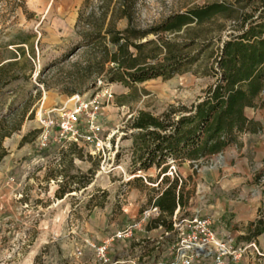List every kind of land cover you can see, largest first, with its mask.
Segmentation results:
<instances>
[{"label":"rangeland","instance_id":"1","mask_svg":"<svg viewBox=\"0 0 264 264\" xmlns=\"http://www.w3.org/2000/svg\"><path fill=\"white\" fill-rule=\"evenodd\" d=\"M99 1L91 0V6L97 7ZM205 2L140 0L137 24L148 28L172 13ZM84 5L85 0H27L28 14L18 12V24L11 33L3 31L0 24V63L13 57L15 47L8 44L18 30L36 36L34 59L26 48L32 64L21 60L0 72V120L22 114L26 102L30 110L22 130L4 142L9 154L0 164V264H93L97 249L135 224L167 186H158L157 168L133 173L137 165L132 118L140 111L159 116L172 106H191L214 82L186 73L168 81L151 80L134 89L111 84L108 89L114 99L110 105L105 103L104 127L115 134L113 144L119 146L116 158L103 164L78 146L75 153L74 145L62 146L56 142V129L46 132L43 127L45 114L73 108L74 96L91 98L102 95L105 88L101 79L96 85L93 79L83 82L82 74L73 67L87 58L76 29ZM0 7V15H6L4 6ZM126 26V20L118 24L121 30ZM247 113L264 127V111L251 109ZM26 135L28 142L21 146ZM241 138V147L202 160L195 168L190 162L171 166L178 175L187 177V190L194 193V203L203 209L201 216L211 219L219 237L233 235L239 249L256 243L259 252L254 247L248 249L237 264H264V234L253 241L242 239L264 212V131ZM88 179H92L91 184L82 188ZM61 188L66 189L62 199L58 196ZM185 210V216L192 213L189 207ZM162 236L163 230L150 233L143 226L134 240L115 242L112 256L124 259L123 253L141 264H166L171 255L169 244L175 237L158 249L154 241Z\"/></svg>","mask_w":264,"mask_h":264},{"label":"trees","instance_id":"2","mask_svg":"<svg viewBox=\"0 0 264 264\" xmlns=\"http://www.w3.org/2000/svg\"><path fill=\"white\" fill-rule=\"evenodd\" d=\"M139 1L100 0L92 7L91 0H85L76 29L87 58L73 67L80 71L83 82L93 79L96 85L101 79L105 88L121 84L134 89L138 84L159 78L168 81L186 73L214 81L206 95L191 106H172L159 116L140 111L131 120L137 165L133 173L157 168L158 186L167 185L153 201L152 207H158L161 215L148 229L170 232L176 210L190 207L194 197L186 181L180 184L179 178H169L171 164L190 162L195 168L200 161L239 145L243 135L264 131L263 124L247 113L264 111V0H206L148 28L137 24ZM0 4L6 10V15H0V24L11 33L18 24V12L28 14L27 0H0ZM123 20L127 26L121 30L118 24ZM13 36L8 45L15 47V53L9 62L0 63V72L21 60L31 65L26 48L34 59L36 36L22 30ZM29 111L26 102L22 114L0 120V164L9 154L5 140L22 130ZM28 138L23 137L21 146ZM72 151L75 153L76 146ZM149 181L153 183L152 178ZM91 182L88 179L82 188ZM60 190L62 199L66 189ZM263 234L264 212L242 239L253 241Z\"/></svg>","mask_w":264,"mask_h":264},{"label":"built area","instance_id":"3","mask_svg":"<svg viewBox=\"0 0 264 264\" xmlns=\"http://www.w3.org/2000/svg\"><path fill=\"white\" fill-rule=\"evenodd\" d=\"M113 99L114 95L108 88L103 89L102 95L91 98L76 95L72 99L73 108L47 112L42 119L43 127L46 132L56 129V142L62 146H78L91 157L103 160L104 164L107 159H115L119 149L118 144H113L115 134L104 127L105 103L110 105ZM44 141V144L48 141L47 135ZM107 167H111L109 162ZM175 174L182 184L184 178L176 173L172 165L168 176L174 178ZM184 211L179 207L172 220L173 230H163L160 241H154L159 249L165 246V240L169 242L172 236L175 237L173 244L168 243L171 255L166 264H237L248 249L254 247L258 251L256 243H249L242 249L235 247L236 238L231 234L219 237L211 219L201 216L200 212L185 216ZM160 215V209L152 207L135 224L108 238L97 249V259L93 264H141L138 259L129 256L124 259L113 257L112 248L115 242L134 240L137 231H141L143 226L148 227ZM78 255H82V252L79 251Z\"/></svg>","mask_w":264,"mask_h":264},{"label":"crops","instance_id":"4","mask_svg":"<svg viewBox=\"0 0 264 264\" xmlns=\"http://www.w3.org/2000/svg\"><path fill=\"white\" fill-rule=\"evenodd\" d=\"M245 136H255V135H245ZM244 138V137H243ZM243 138H241L240 139V143H239V145H233V146H230V147H228L227 149H229V148H232V147H241L242 146V140H243ZM226 149V150H227ZM192 176V178H194V176L193 175H189V177H191ZM184 178V180L186 181V182H188L187 181V177H183ZM191 204H190V207H189V209L191 210V214H193V213H196V212H203V209H199L198 207H197V205H196V203H194V197L192 198V200H191V202H190ZM147 229H148V227H147ZM149 230V229H148ZM150 231V233H152V232H155V231H157V230H149ZM124 242H120V244H123ZM122 255H123V257H125V255L122 253ZM117 256H120V254L119 255H117Z\"/></svg>","mask_w":264,"mask_h":264}]
</instances>
